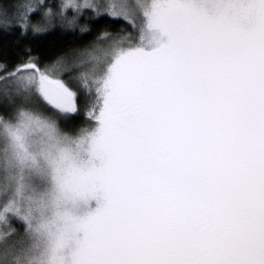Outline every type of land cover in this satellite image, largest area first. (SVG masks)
Instances as JSON below:
<instances>
[{
  "label": "snow or ice",
  "instance_id": "6c2138e0",
  "mask_svg": "<svg viewBox=\"0 0 264 264\" xmlns=\"http://www.w3.org/2000/svg\"><path fill=\"white\" fill-rule=\"evenodd\" d=\"M12 7L21 43L123 27L0 58V264H264V0Z\"/></svg>",
  "mask_w": 264,
  "mask_h": 264
},
{
  "label": "trees",
  "instance_id": "16d2710c",
  "mask_svg": "<svg viewBox=\"0 0 264 264\" xmlns=\"http://www.w3.org/2000/svg\"><path fill=\"white\" fill-rule=\"evenodd\" d=\"M53 1V0H49ZM18 0H0V9L7 10L8 14L14 12L13 5ZM42 24V23H41ZM88 27L90 32H82L80 27ZM80 27L69 30H62L61 28H53L49 30L48 34L33 39L29 37L27 41L21 43L18 32H11V34L0 31V58H7L9 62H15L16 58L21 55L24 50L31 49L33 53L42 58L56 56H68L87 48L94 41L99 38L102 33L108 32L115 34V32L123 27L122 24L114 23H99L86 25L85 21H81ZM19 48V51H18ZM81 113L73 119L69 120V130L77 129L85 124L84 116V100L79 101Z\"/></svg>",
  "mask_w": 264,
  "mask_h": 264
},
{
  "label": "rangeland",
  "instance_id": "374dc122",
  "mask_svg": "<svg viewBox=\"0 0 264 264\" xmlns=\"http://www.w3.org/2000/svg\"><path fill=\"white\" fill-rule=\"evenodd\" d=\"M49 3H53V4H55V3H59V0H53V1H50ZM15 13L13 12L12 14H11V16H13ZM10 16V15H9ZM33 23H43V21H41L38 17H34L33 18V21H32ZM53 28H61V26L60 25H58V24H56V25H53L49 30H51V29H53ZM78 28V27H77ZM71 30L72 28H64V30ZM93 46H100V47H102L103 45H101V44H99L98 43V38H97V40L96 41H94L91 45H89L87 48H84V49H82V50H79L78 52H75V53H73V54H69L68 56H64V57H66V58H68V59H73V58H76V57H79L80 55H81V53H83V52H85V51H88V50H91V48L93 47ZM62 124L63 125H65L66 127H67V129L69 128V120H67V121H62ZM79 128V127H78ZM15 226V225H14ZM3 229L2 228H0V231H2Z\"/></svg>",
  "mask_w": 264,
  "mask_h": 264
}]
</instances>
